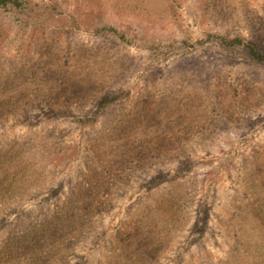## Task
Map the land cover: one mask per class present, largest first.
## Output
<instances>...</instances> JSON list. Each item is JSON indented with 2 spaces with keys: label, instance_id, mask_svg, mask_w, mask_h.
<instances>
[{
  "label": "rangeland",
  "instance_id": "rangeland-1",
  "mask_svg": "<svg viewBox=\"0 0 264 264\" xmlns=\"http://www.w3.org/2000/svg\"><path fill=\"white\" fill-rule=\"evenodd\" d=\"M17 1L0 264H264V0Z\"/></svg>",
  "mask_w": 264,
  "mask_h": 264
},
{
  "label": "trees",
  "instance_id": "trees-1",
  "mask_svg": "<svg viewBox=\"0 0 264 264\" xmlns=\"http://www.w3.org/2000/svg\"><path fill=\"white\" fill-rule=\"evenodd\" d=\"M11 3H17L18 4V1L17 0H0V7H6ZM221 40L224 44H228L226 39H221ZM230 45L243 46L246 49V51H247V53H248V55L252 61L264 62V47L257 48L255 46H253L252 44L247 43L242 38L234 39L233 41L230 42ZM120 99H121V96L105 98L100 104V109H103L106 105L113 103V102H116Z\"/></svg>",
  "mask_w": 264,
  "mask_h": 264
}]
</instances>
